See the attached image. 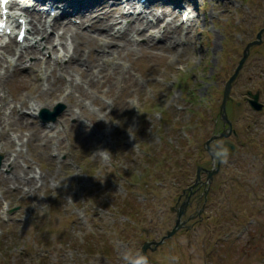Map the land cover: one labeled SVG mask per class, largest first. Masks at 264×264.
<instances>
[{
  "label": "rangeland",
  "instance_id": "obj_1",
  "mask_svg": "<svg viewBox=\"0 0 264 264\" xmlns=\"http://www.w3.org/2000/svg\"><path fill=\"white\" fill-rule=\"evenodd\" d=\"M194 1L191 45L174 53L140 38L113 65L103 62L110 56L98 60L92 82L71 72L63 102L36 98L23 66L35 58L8 72L5 114L22 102L63 110L50 128L23 116L7 132L23 142L4 141L0 153V264H125L172 229L170 207L182 203L195 167L212 166L204 146L223 128L214 124L223 86L264 27V0ZM261 40L232 85L226 107L236 151L212 179L204 220L147 250L148 264H264V109L255 114L244 102L259 91L264 107V32ZM91 49L86 57L82 47V59L101 52ZM17 151L28 174L14 182L2 165Z\"/></svg>",
  "mask_w": 264,
  "mask_h": 264
},
{
  "label": "bare ground",
  "instance_id": "obj_2",
  "mask_svg": "<svg viewBox=\"0 0 264 264\" xmlns=\"http://www.w3.org/2000/svg\"><path fill=\"white\" fill-rule=\"evenodd\" d=\"M61 1L65 2V0H58V5L63 3ZM163 1L160 2L162 3ZM167 1L170 5L172 4V10L164 9L160 2H158V5L154 4L156 5L155 7H147L146 11L144 10L152 18V21L140 16L139 12L135 16H128V10H133L132 4H130L129 8H127L128 10L125 12L121 0L111 1V4H109L110 2L108 0L100 2L98 0L67 1V8H65L68 10L63 16L66 17L70 12H74L79 19L78 24H72L69 19L63 18L53 20L51 22L52 25L47 26L46 21H43L41 15L27 12L26 17L29 18L27 23L29 35L33 37L35 43L30 42L26 44L27 48L21 50L14 44V41L0 43V50H2V52L0 51V92L7 79L8 72H14L17 65H21L30 56L35 58V60L25 67L34 75L35 86L37 89H40L36 98L40 102H42L41 99L44 97L63 102L69 95L66 94L61 98V85H73L71 84L73 83L72 80L70 79L68 81L67 79L71 76V72H77L80 77L82 76L81 78L84 77L83 79H86L87 82H92L91 77L102 71L100 69L99 72L98 67H102V64L97 61L110 56L106 58V61L113 63L115 61L113 57L120 58L121 52L128 50L130 46L137 42L135 38L137 36H143L145 44L156 40L157 43L155 46L159 47V49L166 48L177 53L173 47H176L180 42H184V45L188 46L192 38L191 31L194 30V28L192 29V25H194L198 16L196 13L190 11L187 23L182 25L175 19L176 13L174 11L179 10V6L173 0ZM191 4L194 5L193 2ZM158 9L160 10L159 14L156 12ZM166 15L170 16L171 20L162 23ZM126 19H128L127 23L122 24L121 21ZM118 26V30L114 31V28ZM179 27H182L184 31L183 36H181L182 40L176 38ZM147 28L157 29V31L148 32ZM58 31L59 33H57ZM112 32L115 33L113 34ZM116 39L121 41V46L117 45L115 42ZM68 41L72 44V48H68ZM84 45L87 46L88 50L86 57H89L92 47L100 48L102 54L95 55V58L92 60H84L82 59V47ZM58 50H61L64 54L62 56L58 55ZM105 53L108 55H105ZM36 54H40L41 58L37 57ZM46 54L51 55L50 58L45 59ZM6 55H12V58ZM9 60L13 63H9ZM34 69L36 70L32 72ZM94 69L97 70L94 71ZM76 89L79 90L80 87L76 86ZM6 101L7 99L0 95V153L3 151L4 141H7L6 143L8 145H12V143L18 145L21 141L23 142L22 138L21 140H17V136L10 137L7 133L10 131L9 129H14L18 125V120L24 117L19 107H11L10 116L5 114L3 107L8 104ZM22 106L27 108L28 114L32 117L37 115L43 108L50 109L51 107L50 105L47 106V104L40 103L38 105L27 102H22ZM32 136L26 141V145L34 140ZM18 158H20L18 151L13 157L6 154L2 165V168L10 170V180L14 182L27 180L25 176L28 172L18 164ZM8 176L4 180L8 181Z\"/></svg>",
  "mask_w": 264,
  "mask_h": 264
},
{
  "label": "water",
  "instance_id": "obj_3",
  "mask_svg": "<svg viewBox=\"0 0 264 264\" xmlns=\"http://www.w3.org/2000/svg\"><path fill=\"white\" fill-rule=\"evenodd\" d=\"M262 32H264V28L261 29L257 35H256V40L247 44L246 47L244 48L243 50V53H242V57L241 59L239 60L238 62V65L234 71V73L231 75V77L228 79V81L226 82L225 86L224 87V90H223V99H222V103L220 105V118L221 120L223 121V123L225 124H228V126L230 127V122L227 120V117H226V113H225V105L229 99V93H230V89H231V85L233 83V81L235 80V78L237 77L236 75H238L243 63L245 62L246 58L248 57L247 54H249V50L252 46H256L258 45L259 43H261V35H262ZM250 94V93H249ZM252 97V100H249V106H251V108L253 110L256 111H260L262 106L261 104H259L257 101H258V95L255 94V95H251ZM228 127V129L226 131H223L222 133H220L218 136H214L212 138H210V140H208L205 144V149L210 152V147H209V144L213 141V140H216V139H220L222 137H228L230 135V128ZM224 145H226V147L228 146L229 149H232L233 147L227 143H225ZM212 156V155H211ZM217 171V167L215 169H213V171L209 172V176H208V181L209 179L211 178V176ZM208 183V182H207ZM186 207H187V203L186 202H183L182 205L180 206V208L177 210V214H176V221H175V225L174 227L171 229V231H169V233L167 232L166 233V236L161 238L160 241L158 242H146L143 244L142 248H141V252L139 254V256H143V257H146L147 258V255H146V251L147 249H155L158 245H160L164 239L166 238H169L171 237L173 234H175L179 229H181L183 226H184V223L181 222V217L183 216V214L185 213V210H186ZM154 246L153 248H151V246ZM148 260V259H147ZM136 262V261H135ZM135 262L133 264H135Z\"/></svg>",
  "mask_w": 264,
  "mask_h": 264
},
{
  "label": "clouds",
  "instance_id": "obj_4",
  "mask_svg": "<svg viewBox=\"0 0 264 264\" xmlns=\"http://www.w3.org/2000/svg\"><path fill=\"white\" fill-rule=\"evenodd\" d=\"M210 154L214 161L226 162L228 149L222 142H217L215 145L211 146ZM135 264H148V260L146 257L141 256L136 260Z\"/></svg>",
  "mask_w": 264,
  "mask_h": 264
},
{
  "label": "flooded vegetation",
  "instance_id": "obj_5",
  "mask_svg": "<svg viewBox=\"0 0 264 264\" xmlns=\"http://www.w3.org/2000/svg\"><path fill=\"white\" fill-rule=\"evenodd\" d=\"M203 178H204V176H203ZM201 200H202V198L200 197V195H199V192H197V194L196 195H193L192 197H191V206L193 205V204H195V208H198L199 209V207H197V204L198 203H201ZM196 210V209H195ZM194 210V211H195Z\"/></svg>",
  "mask_w": 264,
  "mask_h": 264
},
{
  "label": "snow or ice",
  "instance_id": "obj_6",
  "mask_svg": "<svg viewBox=\"0 0 264 264\" xmlns=\"http://www.w3.org/2000/svg\"><path fill=\"white\" fill-rule=\"evenodd\" d=\"M5 2H7V0H5Z\"/></svg>",
  "mask_w": 264,
  "mask_h": 264
}]
</instances>
